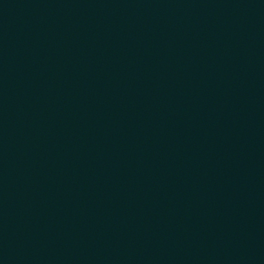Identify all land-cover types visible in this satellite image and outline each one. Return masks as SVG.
I'll list each match as a JSON object with an SVG mask.
<instances>
[{"label": "water", "instance_id": "obj_1", "mask_svg": "<svg viewBox=\"0 0 264 264\" xmlns=\"http://www.w3.org/2000/svg\"><path fill=\"white\" fill-rule=\"evenodd\" d=\"M0 264H264V0H0Z\"/></svg>", "mask_w": 264, "mask_h": 264}]
</instances>
